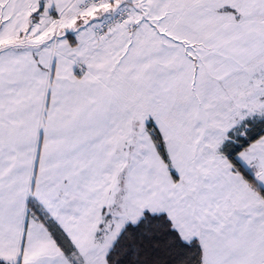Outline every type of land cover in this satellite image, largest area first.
Segmentation results:
<instances>
[{
  "label": "snow or ice",
  "instance_id": "snow-or-ice-1",
  "mask_svg": "<svg viewBox=\"0 0 264 264\" xmlns=\"http://www.w3.org/2000/svg\"><path fill=\"white\" fill-rule=\"evenodd\" d=\"M0 264H264V0H0Z\"/></svg>",
  "mask_w": 264,
  "mask_h": 264
}]
</instances>
